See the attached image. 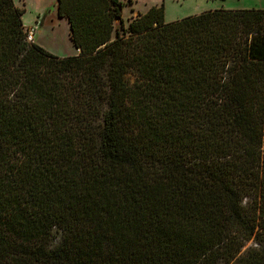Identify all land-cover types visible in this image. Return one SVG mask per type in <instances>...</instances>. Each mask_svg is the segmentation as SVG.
I'll return each instance as SVG.
<instances>
[{
  "label": "trees",
  "instance_id": "1",
  "mask_svg": "<svg viewBox=\"0 0 264 264\" xmlns=\"http://www.w3.org/2000/svg\"><path fill=\"white\" fill-rule=\"evenodd\" d=\"M123 6L0 0V264H264V10Z\"/></svg>",
  "mask_w": 264,
  "mask_h": 264
},
{
  "label": "rangeland",
  "instance_id": "2",
  "mask_svg": "<svg viewBox=\"0 0 264 264\" xmlns=\"http://www.w3.org/2000/svg\"><path fill=\"white\" fill-rule=\"evenodd\" d=\"M123 3L122 21L127 27L138 14L159 6L163 2L164 22L170 23L211 10H264V0H119ZM24 9V28H34V44L57 57L77 56L69 38L64 19L57 17V0H13ZM119 29L118 26L115 27Z\"/></svg>",
  "mask_w": 264,
  "mask_h": 264
},
{
  "label": "built area",
  "instance_id": "3",
  "mask_svg": "<svg viewBox=\"0 0 264 264\" xmlns=\"http://www.w3.org/2000/svg\"><path fill=\"white\" fill-rule=\"evenodd\" d=\"M34 33H35V30L34 28L30 27V28H25V34H26V40L28 42H33V37H34Z\"/></svg>",
  "mask_w": 264,
  "mask_h": 264
},
{
  "label": "crops",
  "instance_id": "4",
  "mask_svg": "<svg viewBox=\"0 0 264 264\" xmlns=\"http://www.w3.org/2000/svg\"><path fill=\"white\" fill-rule=\"evenodd\" d=\"M65 22H66V24H67V26H68V23H67V21L65 20ZM24 27V26H23ZM69 28V27H68Z\"/></svg>",
  "mask_w": 264,
  "mask_h": 264
}]
</instances>
